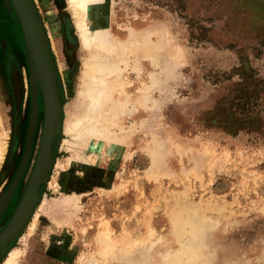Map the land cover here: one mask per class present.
Listing matches in <instances>:
<instances>
[{
  "label": "rangeland",
  "instance_id": "obj_1",
  "mask_svg": "<svg viewBox=\"0 0 264 264\" xmlns=\"http://www.w3.org/2000/svg\"><path fill=\"white\" fill-rule=\"evenodd\" d=\"M33 2L48 36L62 107L54 164L35 210L45 200L56 205L63 194L75 202L62 209L63 225L39 211L29 233L32 216L0 264L17 248L25 252L18 264H162L177 248L184 252L190 238V247L207 258L200 262L176 253L180 260L174 264H264V0H112L113 30L126 38L130 27L152 28L162 60L159 66L142 61L140 78L132 68L127 72L132 95L120 124L127 131L135 128L129 148L119 146L95 164L74 165L68 163L71 152L64 144L65 121L78 101L84 51L67 0ZM3 6L0 172L12 170L15 162L8 166L6 161L15 143V122L20 119L22 127L20 149L32 108L21 27L15 11ZM202 30L206 39L192 38ZM13 68L25 92L18 111ZM150 74L160 78L159 86ZM36 98L39 118L23 191L44 122L40 86ZM183 210L212 227L203 234L185 227L178 247L172 213ZM105 232L115 252L111 258L98 254Z\"/></svg>",
  "mask_w": 264,
  "mask_h": 264
},
{
  "label": "bare ground",
  "instance_id": "obj_2",
  "mask_svg": "<svg viewBox=\"0 0 264 264\" xmlns=\"http://www.w3.org/2000/svg\"><path fill=\"white\" fill-rule=\"evenodd\" d=\"M67 1L72 11L73 22L82 44L84 58L80 88L77 93L78 101L74 110L65 121L66 139L64 144L71 152V156L68 159L69 165L78 164L79 162L95 164L99 158L101 159L103 154L105 156H113V152L117 147L122 146L129 148L130 144H132L131 140L135 128H130V130L127 131L120 124L126 113L128 96L132 95L128 88L130 83L127 82V72L129 68H132V70L137 73V77L140 78L142 75V61L145 60H149L156 66H159L162 60V54L160 53L161 46L159 41H153L155 31H152V28L142 29L137 25V27H130V29L127 30L126 38L120 37L112 27V22L115 18L112 6L110 5L112 0ZM6 2L9 4V0H6ZM50 41L52 45L53 42L51 37ZM130 60L133 63L131 66ZM31 68L32 67L29 65V70H31ZM150 76L153 85L159 86L161 84V80L158 76L154 74H150ZM14 77L16 94L19 96V91L17 90L19 89L22 97L21 87L18 86V82L16 83V73ZM61 77L62 79L64 77L62 72ZM144 84V87H146L147 83ZM147 99L148 95L146 93V95H144V100L146 101ZM144 105L145 104H143V106ZM36 114L37 108L35 122L37 117ZM87 150L88 153L86 154L85 152ZM127 150L125 157L130 158L132 152L129 149ZM3 158L4 147L1 142L0 130V164ZM157 160L159 159L157 158ZM157 164H159V161H155L156 166ZM61 170L63 169L61 168ZM56 186H59L58 183H56ZM74 200L75 199L70 195L63 194L60 199H58V202L55 201L56 205H52V203L47 202V200H45V202L43 201L44 203L42 202L43 204H41L40 208L33 210L30 216L31 218L32 216L34 217L32 220L34 222L31 223L29 219L26 223V226L31 223L30 226L28 225L29 233L35 228V220L38 217L39 211L51 216L53 222L56 224L63 225L66 221L65 217H61L63 210L66 207L68 208L71 202H75ZM55 202L53 204H55ZM172 219L175 225L173 233L178 247H182L183 245L181 243V233L185 227H188L193 234H203L205 230H207V227L208 229L212 227L208 225L209 223L207 221L201 220L202 218L196 213L190 215L184 212V210L181 212L173 211ZM192 233L189 234L188 232L189 238L191 235L193 239ZM109 241V233H102L100 247L102 246L103 249L98 252L99 255L106 253L110 258L114 256L115 252H112L113 249L110 248ZM188 241L186 249L184 252L182 251L183 253L180 252V250L178 252L179 248H177L174 253H169L163 258L164 262L162 264L177 263L176 258L178 260V256L176 257V253L190 255L188 257L189 259L192 258L191 260L197 259L200 262L205 260V258H207L206 253L195 251V248H192L194 245L192 243L194 241L192 242L191 238L188 239ZM191 244L192 247H190ZM24 254L25 252L22 248L14 249L6 259L5 264H18ZM94 262L96 263V261ZM86 264H90V262H86Z\"/></svg>",
  "mask_w": 264,
  "mask_h": 264
},
{
  "label": "water",
  "instance_id": "obj_3",
  "mask_svg": "<svg viewBox=\"0 0 264 264\" xmlns=\"http://www.w3.org/2000/svg\"><path fill=\"white\" fill-rule=\"evenodd\" d=\"M3 2L5 7L7 5L8 12L13 9L16 13L24 39L25 58L32 67L29 73L32 108L29 120L28 146L35 127L38 84L42 94L44 122L39 151L29 184L9 224L0 232L1 253L6 252L9 243L18 239L40 200L38 191L40 187L45 185L53 167V149L57 145L55 139L60 133L62 125V107L58 93L55 64L52 60L48 37L39 11L33 0H9V4L6 0H3ZM15 90V98L20 102L21 91L17 89L19 91V96H17Z\"/></svg>",
  "mask_w": 264,
  "mask_h": 264
},
{
  "label": "flooded vegetation",
  "instance_id": "obj_4",
  "mask_svg": "<svg viewBox=\"0 0 264 264\" xmlns=\"http://www.w3.org/2000/svg\"><path fill=\"white\" fill-rule=\"evenodd\" d=\"M1 5L3 6V1L0 0ZM4 7V6H3ZM4 64V63H3ZM17 74V82H18V86L21 87V83H20V72L17 69H12L11 70V83L13 86V98L15 100V108L16 110H21L22 104L25 100L24 98V94L25 92L23 91L22 87V97L20 98V102H18L15 98V86H14V74ZM13 74V75H12ZM37 105H38V117H37V121L35 123V128H34V132L33 135L31 137V142L29 143L28 146V132H29V120H30V111H29V115L27 117V126H25L24 131H25V135L23 138V141L21 143V148L18 149V144H17V137L20 135L21 133V126H20V119H18L17 122H15V126H14V136H15V143L11 144L10 146V150L8 152V159L6 161V164H10L11 166L14 164L12 170H2L0 172V208L3 207V209L0 212V232L2 230H4L7 225L9 224L10 220L12 219L17 207L19 206L24 193L26 191V188L29 184V180L31 178L32 172H33V168L35 166V162H36V158H37V153H38V148L40 145V140H41V136H40V140L38 143V147H37V152L34 156V160H33V164L30 170V173L27 177V182H26V186L24 188V191L21 190V184L24 183V180L26 179V172L28 170V165L31 161V157H32V152L35 146V135H36V128H37V124H38V118H39V109H40V104H39V99L37 101ZM42 130H43V124H42ZM42 130H41V135H42ZM29 149V150H28ZM16 153H19L18 156ZM16 154V158L14 159L13 156H15ZM10 157V159H9ZM9 166V165H8ZM25 178V179H24ZM49 178V177H48ZM48 182V179L46 181V183ZM45 183V184H46ZM41 189V187H40ZM40 189L38 191V195L40 196ZM21 191H23L21 193ZM37 206V205H36ZM35 206V207H36ZM35 210V208H34ZM31 219V217L29 218ZM26 227V226H25ZM22 234V231L20 233V235ZM19 235V237H20ZM18 237V238H19ZM12 243H9L6 247V252L5 253H1L0 252V257L3 254H6L11 246Z\"/></svg>",
  "mask_w": 264,
  "mask_h": 264
},
{
  "label": "trees",
  "instance_id": "obj_5",
  "mask_svg": "<svg viewBox=\"0 0 264 264\" xmlns=\"http://www.w3.org/2000/svg\"><path fill=\"white\" fill-rule=\"evenodd\" d=\"M260 4H263V5H264V3H260ZM236 6H238V5H236ZM250 9L253 10V8H250ZM203 31H204V30H202V31H201V34H199V35H197V36H192V38H196L197 40L206 39V38H204V35L202 34Z\"/></svg>",
  "mask_w": 264,
  "mask_h": 264
},
{
  "label": "crops",
  "instance_id": "obj_6",
  "mask_svg": "<svg viewBox=\"0 0 264 264\" xmlns=\"http://www.w3.org/2000/svg\"><path fill=\"white\" fill-rule=\"evenodd\" d=\"M3 209V207L2 208H0V212H1V210Z\"/></svg>",
  "mask_w": 264,
  "mask_h": 264
}]
</instances>
